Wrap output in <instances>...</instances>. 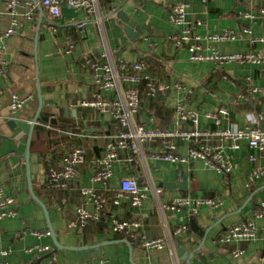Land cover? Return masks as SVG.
Masks as SVG:
<instances>
[{"label":"crops","instance_id":"1","mask_svg":"<svg viewBox=\"0 0 264 264\" xmlns=\"http://www.w3.org/2000/svg\"><path fill=\"white\" fill-rule=\"evenodd\" d=\"M184 0H101V33L93 20L83 13L62 8L57 18L36 8L28 17L27 8L8 10L0 0V33L17 22V34L3 39L0 64V189L15 198L13 205L18 215L0 220V262L7 264H173L169 249L145 251L131 244L122 235L110 230L111 216L125 221H137L138 233L146 238L165 236L184 224L187 233L174 237L179 264H264V218H253V212L264 202V175L258 179L251 172L264 168V157L242 144L237 151L225 150L232 170L227 176L205 168L198 161L175 165L160 160L134 156L125 161L127 153L112 168L106 185L92 183V161L100 153L99 137L116 133L118 128L110 119L90 107H81L97 91L92 74L81 65L84 56L100 58L109 53L111 59L127 64L144 62L153 78L165 83L169 89L153 98L141 97L135 121L146 130L172 131L191 127L190 122L177 119L175 107L181 102L185 110L198 116L202 130L215 127L204 117L220 107L228 109L222 120V129H241L264 119V65L231 62H192L186 44L176 46L170 40L178 32L169 16L173 4ZM263 0H190L187 20L192 23L191 33L200 38L199 53L209 55L212 50L222 55L264 53V42L251 43L241 32L244 25L252 36L264 37ZM121 12L134 22L140 32L126 34L113 13ZM252 19L243 20V13ZM198 23V24H197ZM135 31V32H134ZM230 31L231 41L214 42L206 38ZM69 45L74 51L67 54ZM77 47L81 54L75 56ZM178 85V88L174 86ZM38 92L42 109L31 136L29 152L31 191L47 211L32 199L23 155L26 135L11 125V121L32 122L38 106ZM30 96V100L17 113L8 111L9 95ZM103 97H112L101 92ZM53 116V119H50ZM50 121L55 130H46L43 123ZM264 130V123L260 124ZM60 131V132H57ZM64 132L86 135L69 138ZM80 146L85 149L86 163L79 167L77 176L64 191L45 188L49 167L59 168L62 156ZM162 147L160 138L145 143L146 155L157 153ZM177 154L187 153V144L176 141ZM254 158L252 161L251 159ZM133 177L139 187L147 181L159 189V199L168 203L178 198H218L219 207L202 206L195 216L186 210L164 212L160 215L154 202L143 200L132 208L128 200L120 205H108L99 214V220L88 225L68 229L76 222V209L80 206L91 213L94 207L80 196V189L91 188L110 201L117 192L121 179ZM185 179L184 187L180 182ZM253 220L257 236L251 241H237L228 246L219 245L217 237L232 225ZM60 247L54 246L50 230ZM39 232L40 238L29 235ZM128 241L131 249L125 244ZM47 247L46 253L28 252L34 247ZM72 249H83L82 254ZM242 254L232 258L231 253ZM5 253V254H3ZM194 254L189 259L190 254ZM81 255V256H80Z\"/></svg>","mask_w":264,"mask_h":264},{"label":"built area","instance_id":"2","mask_svg":"<svg viewBox=\"0 0 264 264\" xmlns=\"http://www.w3.org/2000/svg\"><path fill=\"white\" fill-rule=\"evenodd\" d=\"M101 0H5L8 10L15 13L18 8H27L28 17L41 8L45 10L51 18H57L62 8L69 9L78 13H83L93 20L97 30L101 33L103 20L100 15L99 2ZM206 2L207 0H201ZM264 3V0H263ZM190 6V0H184L173 4L170 8L169 16L172 25L178 29L175 35L170 37L176 46L186 44L190 53L189 60L192 62H213L217 64H226L231 62L245 64L264 65V53H246L222 55L212 50L209 55L199 53L202 49L200 38L192 35V23L187 20V13ZM264 15V9L261 10ZM243 20L252 19L250 13L242 14ZM198 24V23H197ZM241 32L250 35V42H264V37L257 38L251 35L246 26L241 27ZM17 34V22L12 19L9 28L0 33V50L4 38ZM235 34L230 31H224L217 35H212L206 39L214 42L231 41ZM74 51V46L69 45L66 49L67 54ZM81 65L87 69L93 77L96 88L95 94L79 106L90 107L97 113L107 116L110 121L118 128L116 133L105 134L98 139L101 141L100 153L91 162L94 171L91 176L92 183L106 185L112 176V168L120 159V153H127L125 161L131 163L134 156L142 159L150 158L163 162L185 165L193 161H198L210 170L216 171L222 176L230 174L232 167L225 157V150L237 151L242 144L249 149H254L264 157V130L260 124L264 123L263 117H258L253 125L241 129H222L220 128L222 120L228 115V109L220 107L214 112H208L204 117L210 120L215 127L213 130H202L198 127V116L194 111L185 110L183 103H177L175 114L182 123L190 122L191 127L175 129L172 131L146 130L142 125L135 121L140 106L141 97L153 98L156 94L164 93L169 89L165 83L153 78L149 72L148 65L144 62H135L127 64L121 61L111 59L110 54H101L100 58L84 56L81 59ZM4 69V64H0V75ZM178 88V85L174 86ZM110 93L112 97H103L100 93ZM30 96H20L16 93L9 95L8 111L15 114L20 111L30 100ZM50 116V119H53ZM46 130H55L50 121L43 123ZM60 132V131H57ZM69 138H85L86 135L74 132H64ZM156 138L162 141V147L159 152L146 155L143 152V145ZM184 141L187 144V153L184 156L177 154L176 141ZM87 155L84 148L75 146L69 152L65 153L60 161V167H49L46 173L45 188L49 191H64L68 189L71 181L77 176L78 169L86 163ZM252 161L254 158L251 159ZM264 175V168L256 169L251 172L254 179ZM80 196L86 203L91 204L95 213L86 211L83 206L76 209V222L70 221L68 229L76 226L84 227L91 222L99 220V214L106 210L108 205L118 206L122 200H128L132 208H137L143 200L151 199L154 202L156 211L163 215L164 212H174L184 209L190 216H195L202 206L219 207L222 201L218 198H178L168 203H162L159 199L160 192L151 181H147L144 187H139L137 180L133 177L120 180L117 192L110 199H106L98 194L94 189H80ZM15 198L12 195L5 194L0 189V220L11 219L18 215L13 205ZM253 218H264V202L258 205L253 212ZM110 230L113 233L122 235L145 251L169 249L173 264H179L174 247V237H181L187 233V226L180 224L172 232L166 229L165 236L158 238H146L144 234L138 233L137 229L140 223L137 221H125L111 216L109 220ZM29 235L40 238L46 233L30 231ZM257 236V229L253 220L240 221L226 229L219 237V245L228 246L237 241H251ZM47 247L36 246L28 252L46 253ZM5 254V253H3ZM242 251L237 250L231 253L232 258H237ZM0 264H7L0 262Z\"/></svg>","mask_w":264,"mask_h":264},{"label":"water","instance_id":"3","mask_svg":"<svg viewBox=\"0 0 264 264\" xmlns=\"http://www.w3.org/2000/svg\"><path fill=\"white\" fill-rule=\"evenodd\" d=\"M113 15H115L116 18L120 21V26L123 27L126 34H129V33L131 34L133 30H135L137 33L140 32L137 25L134 22L130 21L125 15H123L118 10L115 11L113 13ZM80 54H81V49H80V47H77V51L75 52V56H78ZM41 109H42V99H41L40 93L38 92V106H37V111H36V114H35L33 121L32 122H24V121L15 120V121H11V125H13L14 127H17L21 131V134L26 135V137H27L26 148H25V152L23 155V160L25 163V171H26V175H27V181H28V185H29V189H30V193H31L33 201H35L41 207V209H42V211H43V213L47 219L46 208L44 207V205L39 200H37L35 198V196L33 195L32 191H31L30 165H29V152H30V146H31V136H32V132H33V129L35 127V124L39 118V114H40ZM180 184H182V186L184 187L185 179H182ZM49 230H50L52 242L56 248H58V249H69V248L60 247L58 245V243L55 239L54 233L51 231L50 227H49ZM125 244L128 246L129 249H131V244L128 241H125ZM72 250L78 252L79 254H82V251H83V249H72ZM176 250H177V253L179 255L180 250L178 248H176ZM193 255L194 254L191 253L188 258L191 259Z\"/></svg>","mask_w":264,"mask_h":264}]
</instances>
